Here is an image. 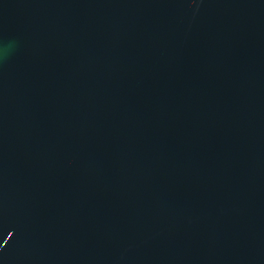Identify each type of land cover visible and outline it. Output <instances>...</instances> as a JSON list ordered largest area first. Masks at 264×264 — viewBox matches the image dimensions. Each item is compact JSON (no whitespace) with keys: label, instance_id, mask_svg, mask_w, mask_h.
I'll return each instance as SVG.
<instances>
[{"label":"water","instance_id":"obj_1","mask_svg":"<svg viewBox=\"0 0 264 264\" xmlns=\"http://www.w3.org/2000/svg\"><path fill=\"white\" fill-rule=\"evenodd\" d=\"M0 264H264V0H0Z\"/></svg>","mask_w":264,"mask_h":264}]
</instances>
